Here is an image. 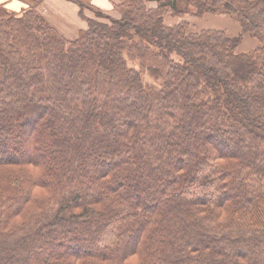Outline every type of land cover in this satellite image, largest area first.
Masks as SVG:
<instances>
[{
	"label": "trees",
	"instance_id": "16d2710c",
	"mask_svg": "<svg viewBox=\"0 0 264 264\" xmlns=\"http://www.w3.org/2000/svg\"><path fill=\"white\" fill-rule=\"evenodd\" d=\"M21 1L0 5V264H264V0H114L73 40Z\"/></svg>",
	"mask_w": 264,
	"mask_h": 264
},
{
	"label": "crops",
	"instance_id": "0c3cea01",
	"mask_svg": "<svg viewBox=\"0 0 264 264\" xmlns=\"http://www.w3.org/2000/svg\"><path fill=\"white\" fill-rule=\"evenodd\" d=\"M114 0H42L40 6L38 7V12L41 13L48 23L62 36L67 39L73 40L78 37L79 33L83 30L87 29V22L86 19H94L95 14L89 8L96 7L101 9L103 12L107 13L108 15L112 16L113 18H119V12L113 7ZM77 3H81L86 5L88 8V12H91V15L82 12L80 14V8ZM152 4V3H151ZM0 5H5L6 8L13 10L15 12H20L22 9L26 7L21 0H0ZM85 8V9H86ZM84 10V9H83ZM82 10V11H83ZM215 18H220L218 16H207L204 19L197 20L199 23L195 24L197 27L200 28H209L214 29L209 26L211 21L207 20H214ZM180 21L179 18L172 17L170 14L164 17V22L167 25H175ZM206 21L207 27H204ZM223 23L220 24L223 28H216V29H226L228 30L227 34L230 36H234L239 31V25L235 20H233L229 16H224L222 20ZM234 21V23H233ZM244 39L248 40L249 38L245 37ZM255 46V41H253ZM249 48V49H251ZM241 50H248L242 49Z\"/></svg>",
	"mask_w": 264,
	"mask_h": 264
},
{
	"label": "rangeland",
	"instance_id": "374dc122",
	"mask_svg": "<svg viewBox=\"0 0 264 264\" xmlns=\"http://www.w3.org/2000/svg\"><path fill=\"white\" fill-rule=\"evenodd\" d=\"M148 7H154V4L153 3L152 4H148ZM83 12L86 13V14H88L89 16L91 15V12L90 11L88 12V8L84 9ZM165 16H167V15H165ZM218 17H220V18H215L214 20H207V21H211L209 23V26L210 27H212L214 29H216V28H223L220 24L223 23L222 20L224 19V16H218ZM187 19L190 22V24H192V25L193 24L195 25V24L199 23V21H197V20H195V19H193L191 17H187ZM207 21H206L204 27H207V23H208ZM233 23H234V21H233ZM194 25H193V28L192 29H195L196 28ZM220 30H225V31L228 32V30H226V29H220ZM253 41L254 40L251 39V38H249L248 40L244 39V41H243V43L241 45L242 46V49H249V48H251L254 45ZM129 65L136 66V63L135 62H131V63H129ZM144 79L146 81H148V82H151V83L154 82V79L152 77H148L146 75H145V78Z\"/></svg>",
	"mask_w": 264,
	"mask_h": 264
}]
</instances>
